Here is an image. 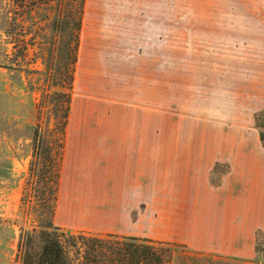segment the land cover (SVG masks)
<instances>
[{"label": "crops", "instance_id": "1", "mask_svg": "<svg viewBox=\"0 0 264 264\" xmlns=\"http://www.w3.org/2000/svg\"><path fill=\"white\" fill-rule=\"evenodd\" d=\"M120 19H83L59 225L184 244L215 258L255 259L257 234L264 236V147L255 124L264 109V67L244 73L250 86L236 93L240 101L232 109L193 127L177 122L175 139L167 141L161 38L154 39L151 29L148 34L144 23L120 29ZM152 45L157 58L138 57ZM139 67L154 68L144 83ZM260 83L259 91L252 86ZM148 214L167 230L147 235ZM87 217L92 222L77 221Z\"/></svg>", "mask_w": 264, "mask_h": 264}, {"label": "rangeland", "instance_id": "2", "mask_svg": "<svg viewBox=\"0 0 264 264\" xmlns=\"http://www.w3.org/2000/svg\"><path fill=\"white\" fill-rule=\"evenodd\" d=\"M28 9L27 0H0V264H21V238L35 227L38 215L25 202L24 193L42 88L47 83L36 72L44 67L33 63V50L23 53L32 34L30 17L34 14L30 15ZM43 15L41 9L36 18L42 21ZM97 15L120 17L114 20L121 24L118 28L130 23L131 30L137 26L141 29L144 23L148 34L151 29L154 39L161 38V123L167 141L175 139L177 122L193 127L203 120H217L223 109H232L240 101L236 93L250 86L244 73L250 67L258 71L264 67V0H86L83 19L90 21ZM153 48L139 52L138 57L153 61L158 55ZM78 61L79 56L75 74ZM153 70L139 67L142 83L144 76H153ZM252 86L259 91L263 83ZM76 92L73 87V95ZM102 102L106 104V100ZM98 118L101 122L105 119ZM57 210L54 223L61 227ZM149 218L150 214L147 235L167 230L163 221L156 222L153 215ZM77 221L92 222L89 217ZM176 251L184 259V251L193 254L187 246ZM205 257L195 264H264V250L253 260Z\"/></svg>", "mask_w": 264, "mask_h": 264}, {"label": "trees", "instance_id": "3", "mask_svg": "<svg viewBox=\"0 0 264 264\" xmlns=\"http://www.w3.org/2000/svg\"><path fill=\"white\" fill-rule=\"evenodd\" d=\"M27 1L28 12L34 15L30 17L33 21L31 39L23 47V53L33 50V63L44 67L36 72L45 77L47 86L42 88L38 123L32 138L29 180L24 193L25 202L28 201L38 215L35 227L25 231L21 238V264L197 263L204 255L184 251L187 259L179 257L176 250L186 249L181 244L116 234L80 232L76 235L55 225L86 0ZM41 9L44 11V23L36 18ZM53 88L57 90L52 91ZM44 109L45 113H42ZM262 122L264 109L255 115L256 128L264 147ZM263 250L264 236L259 232L257 257ZM205 260L209 257L206 256Z\"/></svg>", "mask_w": 264, "mask_h": 264}]
</instances>
